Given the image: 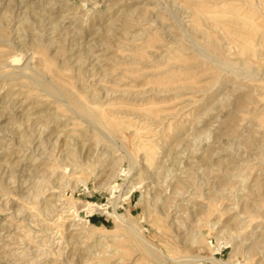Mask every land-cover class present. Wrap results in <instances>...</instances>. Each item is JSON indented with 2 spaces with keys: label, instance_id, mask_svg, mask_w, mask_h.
Instances as JSON below:
<instances>
[{
  "label": "rangeland",
  "instance_id": "374dc122",
  "mask_svg": "<svg viewBox=\"0 0 264 264\" xmlns=\"http://www.w3.org/2000/svg\"><path fill=\"white\" fill-rule=\"evenodd\" d=\"M0 264H264V0H0Z\"/></svg>",
  "mask_w": 264,
  "mask_h": 264
},
{
  "label": "bare ground",
  "instance_id": "6f19581e",
  "mask_svg": "<svg viewBox=\"0 0 264 264\" xmlns=\"http://www.w3.org/2000/svg\"><path fill=\"white\" fill-rule=\"evenodd\" d=\"M245 67V66H244ZM249 67V66H248ZM246 68V70H248L249 68H247V67H245ZM250 70V69H249ZM244 72H245V70H244ZM251 73H252V71H250ZM249 71L247 72V73H250ZM247 73H245V74H247ZM246 76H249V75H246ZM254 78V77H253ZM93 105V104H92ZM80 106V105H79ZM95 106H93V108L91 109V113H90V110H89V108L87 109V110H89V111H87V112H89L87 115H93L94 116V121H97V122H101V123H103V122H105V120H104V118L102 117V115L100 114V112L102 111L103 112V110H102V108H101V111H99L98 110V108L96 109V108H94ZM96 107H98V106H96ZM81 108V107H80ZM100 108V107H99ZM84 110V109H83ZM79 112V111H78ZM82 112V111H81ZM85 111H83V113H84ZM105 114V113H104ZM81 115V114H80ZM84 116H85V114H83ZM106 116V115H105ZM89 117V116H88ZM91 117V116H90ZM86 118V117H85ZM91 118V119H92ZM93 119H92V121H93ZM109 120V119H108ZM93 121V122H94ZM112 121V120H111ZM113 122V121H112ZM92 123V122H91ZM96 123V122H95ZM107 123H108V121H107ZM97 124V123H96ZM105 124V123H104ZM113 124V123H112ZM95 125V124H94ZM109 125H111V124H109ZM107 126V125H106ZM103 129V128H102ZM110 129H111V127H110ZM113 129V128H112ZM114 129H116V128H114ZM110 131H112V130H110ZM113 133V132H112ZM97 169V168H96ZM71 171V170H70ZM82 180V179H81ZM83 181V180H82ZM66 200V199H65ZM91 206V205H90ZM100 208V207H99ZM91 209V208H90ZM93 210V209H92ZM62 215V214H61ZM214 224V223H213ZM212 227V226H211ZM197 232V231H196ZM195 239V238H194ZM98 243V242H97ZM100 243V242H99ZM100 247V246H99Z\"/></svg>",
  "mask_w": 264,
  "mask_h": 264
}]
</instances>
